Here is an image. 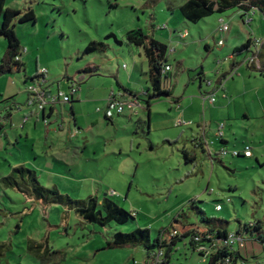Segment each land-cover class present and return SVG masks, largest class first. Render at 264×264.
Wrapping results in <instances>:
<instances>
[{
    "label": "rangeland",
    "instance_id": "obj_1",
    "mask_svg": "<svg viewBox=\"0 0 264 264\" xmlns=\"http://www.w3.org/2000/svg\"><path fill=\"white\" fill-rule=\"evenodd\" d=\"M184 2L6 0L5 7L21 15L31 10L35 21L14 22L23 67L0 77V124L12 115L11 124L0 130V244L5 248L0 264H144L141 247L107 249L106 244L115 233L136 229H148L154 239L174 219L203 225V217L213 218L226 222L232 234L258 224L264 236V77L245 68L246 53L231 57L247 37L264 40V16L255 10L246 26L233 8L191 23L179 12ZM220 18L229 28L225 34L215 32ZM138 29L174 49L166 57L171 70L162 82L169 96L151 97L147 60L125 42L126 34ZM110 33L121 45L105 39ZM179 33H186L183 40ZM91 41L104 43L105 51L84 55ZM5 48L0 36V59ZM91 63L99 65L97 75L81 72ZM42 68L47 72L43 88L52 97L68 95L72 84L78 89L72 103L54 105L47 127L34 119L24 124L25 85ZM124 90L134 92L137 106L105 119L110 92ZM211 94L213 105L206 101ZM203 135L206 146L198 140ZM246 147L250 158L219 154ZM20 166L62 196L107 197L133 219L100 227L62 205L44 206L4 187L1 180ZM168 264L205 262L185 239ZM236 264H264L256 230L248 231Z\"/></svg>",
    "mask_w": 264,
    "mask_h": 264
},
{
    "label": "trees",
    "instance_id": "obj_2",
    "mask_svg": "<svg viewBox=\"0 0 264 264\" xmlns=\"http://www.w3.org/2000/svg\"><path fill=\"white\" fill-rule=\"evenodd\" d=\"M5 4L6 0H0V36L6 41L5 51L0 59V77L12 73L14 68L18 71L23 67L20 61H15V58L21 54V47L14 33V22L17 21L23 24L35 21V16L31 10L21 15L19 11L6 8ZM233 8L239 9L242 20L244 14H251L252 12L254 14L255 10H258L264 16V0H186L179 7V12L184 20L198 23L213 14H222ZM110 38H113L117 45H121V41H118L111 33L105 37V39ZM256 40L261 41V39L256 38L247 39L245 44L233 49L232 56L246 53L244 59L248 58L252 54L250 50L252 41ZM125 42L128 45L141 49L147 60L148 70L146 77L152 89L151 97L157 98L160 95L169 96L170 92L161 89L163 79L166 76V74H162V71L164 66L167 65V45L151 39L140 29L128 32L125 36ZM262 47L263 43L257 56L259 66L260 64L262 65L261 69L256 70L254 64L249 67L264 77V60L263 62L260 61L264 57L261 53ZM105 49L106 45L104 43L91 41L86 45L83 54L91 55L104 52ZM98 71V66L89 64L81 72L91 76ZM130 95L135 97L132 93ZM72 102L73 100L70 101V103ZM147 105L149 107L148 102ZM10 117L11 114L7 113L4 116V120L10 119ZM4 127V124H0V130ZM185 156L189 159L187 155ZM1 183L6 188L16 189L20 193L34 197L44 206L62 205L72 211L79 219L89 224H95L100 227H105L111 223L124 225L130 219H133L131 213L107 197L101 200H97L96 198L73 200L67 196H62L55 187L45 188L39 183L36 172L27 170L23 166L13 169L10 175L1 180ZM218 221L213 218L203 217V225H195L187 223L184 220L174 219L168 228L158 231V235L154 239L151 238L148 229H136L130 233L117 232L113 235L112 241L106 244V248L141 247L146 255L144 264H149V260L153 261V257L157 253L162 254L159 264H168L177 244L188 239L189 246L196 253L199 247H203L209 252L204 261L205 264H236L240 251L245 248V241L249 230L251 232L256 230L257 240L264 247V236H262L258 224L245 226L242 231L233 233L244 239L243 247L239 248L237 246L233 247L228 243L227 239L229 234L232 233H229L225 228L226 222ZM4 250V245L0 244V256ZM197 254L200 258L204 255L203 253Z\"/></svg>",
    "mask_w": 264,
    "mask_h": 264
},
{
    "label": "built area",
    "instance_id": "obj_3",
    "mask_svg": "<svg viewBox=\"0 0 264 264\" xmlns=\"http://www.w3.org/2000/svg\"><path fill=\"white\" fill-rule=\"evenodd\" d=\"M253 12L250 14H244L242 23L246 26H249L251 23ZM217 28L215 32L217 34H225L228 32L229 28L228 25L223 21V19H219L217 22ZM186 36V33H179L178 37L179 39L183 40ZM218 46H221L223 42L221 40L217 41L216 43ZM262 42L260 40L252 41V45L250 46V50L252 54L247 58H245L242 61V64H247V65H252L255 63H258L257 56L259 54V51L261 49ZM174 50V49H173ZM172 49L170 51L167 50V56L172 54L174 51ZM20 57H16L15 61H19ZM171 70L169 65H165L162 71V74H167ZM46 70L45 69H40L37 70V75L31 80V84H26L25 85V92L28 94V99H27V117L24 119V124L28 122L29 119H34L39 123H42L44 126L49 124V119L45 116L47 113L54 108L55 104L58 105H65L66 103H70V101L73 99V97L76 95L78 89L74 87L72 84L69 87V94L65 95L63 93L58 92L55 97H52L50 92L48 90H45L43 88V84L45 83V75H46ZM207 85H210V82H207ZM218 89V88H216ZM121 94L117 93L114 94L113 92H110L108 99H107V105L106 108L103 111L104 117L106 119H112L114 116L121 115L124 111V107L127 106L129 109H133L137 106V102L135 101H130L126 102L124 100H121ZM206 101L210 104L213 105L215 103V100L213 98V94L208 95L206 97ZM97 112H101V110H97ZM26 122V123H25ZM0 123L2 121L0 120ZM180 124V122H178ZM221 126V125H220ZM76 132H74L75 135ZM71 136V133H70ZM76 136V135H75ZM221 136V134L217 135ZM220 155L226 156L230 155L231 157H239L243 156L244 158H250L252 156V153L250 151V148L246 147L243 149V151L239 150H231V151H226L225 149H221L219 152ZM114 192L108 193L110 196H114ZM221 206L217 205L215 206V211H220ZM228 243L233 246V247H239L242 248L244 245V239L236 234H229V237L227 239ZM197 253H203L204 255L202 256V261L204 262L207 255L208 251L205 250L203 247H199L197 250ZM162 254L157 253L156 256L153 257V261H148L149 264H159L161 261ZM228 262V260H226Z\"/></svg>",
    "mask_w": 264,
    "mask_h": 264
},
{
    "label": "crops",
    "instance_id": "obj_4",
    "mask_svg": "<svg viewBox=\"0 0 264 264\" xmlns=\"http://www.w3.org/2000/svg\"><path fill=\"white\" fill-rule=\"evenodd\" d=\"M186 1V0H185ZM165 28V27H164ZM154 39V38H153ZM247 39H250L249 37H247ZM154 40H156V41H158V42H160V43H162V44H164L163 42H161V41H159V40H157V39H154ZM261 42L263 43V47H262V50H261V53L264 55V40H261ZM168 56H170V55H168ZM231 57H233V60H235L234 59V57L235 56H231ZM263 60H264V57H263V59H260V61L261 62H263ZM20 62H21V60H20ZM234 63H233V66H237V67H239V64H237L235 61H233ZM92 64V63H91ZM93 65H96V64H94L93 63ZM241 65V64H240ZM96 66H98L99 67V65H96ZM245 66V65H244ZM255 67V66H254ZM261 67H262V65L260 64V66L259 67H255L256 68V70H258V69H261ZM100 68V67H99ZM232 68H235V67H232ZM245 68L246 69H250V67L249 66H245ZM99 73V71L98 72H96L95 74H93V75H97ZM93 75H91V76H93ZM263 77V76H262ZM146 81H147V77H146ZM148 82V81H147ZM150 85V84H149ZM151 87V86H150ZM161 89L162 90H165V89H163L162 88V85H161ZM130 93H132V94H134V92L133 91H131V90H125V92L123 93L122 92V94H121V97L123 98V100H125L124 98H127V99H130L131 101L133 100L132 98H134L133 96H131L130 95ZM72 108V107H71ZM56 112H55V108H52V110H50V112L49 113H47L45 116L49 119V124H50V122H51V120L53 119V117H54V114H55ZM12 116V115H11ZM103 116H104V114H103ZM105 118V117H104ZM106 119V118H105ZM4 122L5 123H3L4 124V126H6L7 124H11V117H10V119H8V120H4ZM73 122L74 123H76L75 122V120H73ZM35 124V123H34ZM49 124L48 125H46L45 127H47V126H49ZM59 130H61V129H59ZM205 135H203V137L201 138V136H200V139H198L199 140V142L202 144V146L205 144ZM224 139V137L222 136V138H221V140H223ZM222 143L225 145V144H227V143H225V142H223L222 141ZM205 146H206V144H205ZM235 150V149H234ZM50 151V150H49ZM192 159V158H191Z\"/></svg>",
    "mask_w": 264,
    "mask_h": 264
}]
</instances>
